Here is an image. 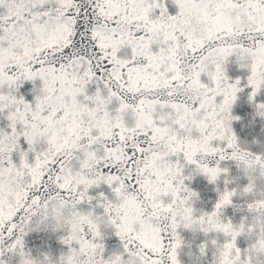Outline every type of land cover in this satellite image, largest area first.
Instances as JSON below:
<instances>
[{
    "label": "snow or ice",
    "instance_id": "snow-or-ice-1",
    "mask_svg": "<svg viewBox=\"0 0 264 264\" xmlns=\"http://www.w3.org/2000/svg\"><path fill=\"white\" fill-rule=\"evenodd\" d=\"M245 89L264 118V0H0V264H183L185 232L210 264H264Z\"/></svg>",
    "mask_w": 264,
    "mask_h": 264
},
{
    "label": "trees",
    "instance_id": "trees-1",
    "mask_svg": "<svg viewBox=\"0 0 264 264\" xmlns=\"http://www.w3.org/2000/svg\"><path fill=\"white\" fill-rule=\"evenodd\" d=\"M239 71L234 65L230 66V75H238ZM258 101H264V93L257 97ZM233 114L241 117L240 120L233 121V127L236 131L241 143L247 147H251L256 151L264 148V118L259 117L255 113V108L248 101V90L239 93L238 100L233 105ZM259 141V144L253 143ZM233 172L235 166L233 165ZM192 186L201 194V200L198 202V207H203L205 210H210L216 199V192L213 185L209 184L204 177H196ZM227 215L239 219L241 213L232 208L227 209ZM185 245L181 248L179 258L183 264H210L212 259L211 251L206 257L200 256L198 246L205 239L202 234H192L190 232L183 233ZM26 246L30 249L33 255H38L41 252H51L58 255L62 245L56 237V234L50 231H34L26 237ZM115 237L108 240L109 248L117 245Z\"/></svg>",
    "mask_w": 264,
    "mask_h": 264
}]
</instances>
